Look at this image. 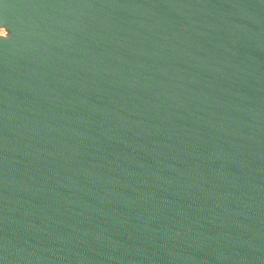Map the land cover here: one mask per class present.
Returning <instances> with one entry per match:
<instances>
[{"label": "water", "instance_id": "obj_1", "mask_svg": "<svg viewBox=\"0 0 264 264\" xmlns=\"http://www.w3.org/2000/svg\"><path fill=\"white\" fill-rule=\"evenodd\" d=\"M0 264H264V0H0Z\"/></svg>", "mask_w": 264, "mask_h": 264}]
</instances>
